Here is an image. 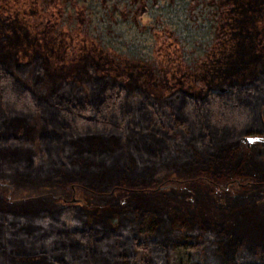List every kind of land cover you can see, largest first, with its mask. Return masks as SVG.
Wrapping results in <instances>:
<instances>
[{
	"label": "trees",
	"instance_id": "obj_1",
	"mask_svg": "<svg viewBox=\"0 0 264 264\" xmlns=\"http://www.w3.org/2000/svg\"><path fill=\"white\" fill-rule=\"evenodd\" d=\"M224 152L264 162V0H0V264H264L208 217L62 193Z\"/></svg>",
	"mask_w": 264,
	"mask_h": 264
},
{
	"label": "rangeland",
	"instance_id": "obj_2",
	"mask_svg": "<svg viewBox=\"0 0 264 264\" xmlns=\"http://www.w3.org/2000/svg\"><path fill=\"white\" fill-rule=\"evenodd\" d=\"M91 10L85 7L84 12L92 15ZM140 19L145 21L144 17ZM255 141L246 142L258 148ZM238 154L234 156L224 152L216 159L170 162L149 172L138 182L129 180L124 187L118 183L96 186L91 181L82 186L75 184L62 193L66 197H78L86 208L95 207L98 211L130 202L145 208L162 206L169 213L179 215L196 213L219 222L249 243H264V162L251 158L239 161ZM237 164L250 175L252 181L243 187L225 188L227 186L216 179L215 173H227ZM58 179H64L63 172L59 173ZM213 181L218 182V187L214 189L211 188ZM20 187L22 184L18 179L5 180L2 186L7 197L17 199L19 197L13 194L19 195L22 192L18 190ZM23 197L17 203L43 201L41 198L31 200L26 194Z\"/></svg>",
	"mask_w": 264,
	"mask_h": 264
},
{
	"label": "water",
	"instance_id": "obj_3",
	"mask_svg": "<svg viewBox=\"0 0 264 264\" xmlns=\"http://www.w3.org/2000/svg\"><path fill=\"white\" fill-rule=\"evenodd\" d=\"M260 138L261 136L258 134H246L242 136V139L245 141H253V140H258Z\"/></svg>",
	"mask_w": 264,
	"mask_h": 264
}]
</instances>
